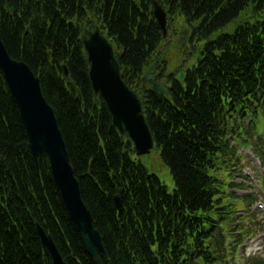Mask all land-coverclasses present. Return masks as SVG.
I'll list each match as a JSON object with an SVG mask.
<instances>
[{
  "label": "trees",
  "instance_id": "1",
  "mask_svg": "<svg viewBox=\"0 0 264 264\" xmlns=\"http://www.w3.org/2000/svg\"><path fill=\"white\" fill-rule=\"evenodd\" d=\"M172 3V10L186 22L198 21V39L204 54H208L199 65L205 82L188 83L186 93L175 86L171 94L174 104L168 101L157 105L152 96L148 103L149 128L162 147L164 163L176 184L175 196L168 201L179 216L185 210L201 213L214 209V187L200 170L205 163L203 153L211 150L220 137L214 117L217 96L227 83L232 85L248 76L253 52H258V57L264 55V36L259 37L254 29L239 31L236 40L231 35L220 36L228 42L227 48L233 47L234 54L222 53L218 61L210 55L208 41L231 22L264 19V0ZM6 4L14 8L13 13L6 11ZM148 7V2H142L140 9L132 0H107L104 16L101 14L128 78L146 64L158 38V26L147 20ZM97 9V4L88 0H0V38L11 57L24 61L38 75L43 95L56 111L83 200L103 236L107 258H102V263L129 264L120 244L129 236L123 214L130 213L135 203L139 215L141 208L143 213L152 209L161 212L164 199L154 193L158 177L132 163L129 151H125L131 146L111 128L105 107L102 106L104 118L99 129L88 113V106L95 105L79 32L71 23H81L91 13L99 17ZM59 62L68 66L84 97L76 98L69 89L59 71ZM48 171L47 161L38 159L36 164L27 149L18 110L0 69V264H51L40 245L36 223L52 236L68 264H99L86 251L57 189L47 177ZM116 192L124 204L119 212L112 199ZM131 241L137 249V243L141 245L137 238Z\"/></svg>",
  "mask_w": 264,
  "mask_h": 264
},
{
  "label": "water",
  "instance_id": "2",
  "mask_svg": "<svg viewBox=\"0 0 264 264\" xmlns=\"http://www.w3.org/2000/svg\"><path fill=\"white\" fill-rule=\"evenodd\" d=\"M156 15L163 24L164 19L159 9L156 10ZM85 46L92 63L91 78L95 93L100 94L109 104L120 132L129 135L139 152L147 151L152 146V139L140 114V102L121 82L112 47L98 32L85 41ZM0 66L24 121L33 156L45 155L49 158L52 175L63 203L83 234L87 250L96 257V250L103 252L102 240L98 232L92 228L90 213L81 201L77 181L68 164V154L61 132L57 128L52 110L41 96L38 80L25 63L9 57L1 40ZM146 79L152 84L151 73L147 74ZM154 89L165 93L162 85H154ZM39 234L42 244L52 253L54 264H63L51 239L45 237L41 230Z\"/></svg>",
  "mask_w": 264,
  "mask_h": 264
},
{
  "label": "rangeland",
  "instance_id": "3",
  "mask_svg": "<svg viewBox=\"0 0 264 264\" xmlns=\"http://www.w3.org/2000/svg\"><path fill=\"white\" fill-rule=\"evenodd\" d=\"M181 28V27H180ZM168 59V62H169V68H170V64L171 66L176 64L179 60L181 61L182 59L181 58H178V57H171V56H168L167 57ZM259 119L264 123V116L260 113L259 115ZM156 172L159 173V175L161 176V178L166 181V183L171 187V181L169 179V175L168 174H165L164 171L162 170H159V169H154ZM167 172V171H166Z\"/></svg>",
  "mask_w": 264,
  "mask_h": 264
}]
</instances>
